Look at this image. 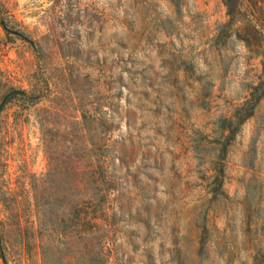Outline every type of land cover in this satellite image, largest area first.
Returning <instances> with one entry per match:
<instances>
[{
    "label": "rangeland",
    "instance_id": "obj_1",
    "mask_svg": "<svg viewBox=\"0 0 264 264\" xmlns=\"http://www.w3.org/2000/svg\"><path fill=\"white\" fill-rule=\"evenodd\" d=\"M176 1L0 0V264H264L262 57Z\"/></svg>",
    "mask_w": 264,
    "mask_h": 264
},
{
    "label": "trees",
    "instance_id": "obj_2",
    "mask_svg": "<svg viewBox=\"0 0 264 264\" xmlns=\"http://www.w3.org/2000/svg\"><path fill=\"white\" fill-rule=\"evenodd\" d=\"M173 1L178 4L176 0ZM222 2L226 7L228 17L226 23H224L227 31L223 32V37L235 36L242 40L249 48L253 49L257 56L262 57L263 66V73L259 82L250 87L248 97L240 106L235 108L232 117L224 120L222 128L224 131L228 130L225 137L229 140L233 139L239 127L254 115L257 106L264 98V0H222ZM2 25L8 30L3 20ZM17 93H25V91ZM8 100L9 97L5 96L0 105V112ZM222 151L225 150L222 148ZM220 171H223V169H220ZM216 178L219 179L218 174ZM36 205H39L38 195L36 196ZM95 219L98 218L95 217ZM95 223L97 226L101 225L98 222ZM0 248L2 249L1 241ZM2 258L4 263L8 264L4 254H2Z\"/></svg>",
    "mask_w": 264,
    "mask_h": 264
}]
</instances>
